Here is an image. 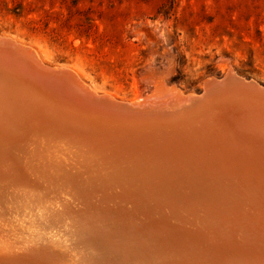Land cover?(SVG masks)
<instances>
[{"label":"bare ground","instance_id":"1","mask_svg":"<svg viewBox=\"0 0 264 264\" xmlns=\"http://www.w3.org/2000/svg\"><path fill=\"white\" fill-rule=\"evenodd\" d=\"M46 66L29 47L9 37L0 38V190L15 185L22 194L30 189L26 193L34 196L16 197L21 205L20 210H11L13 214L1 213L0 207V219L10 220L27 251L47 248L64 253L66 260L23 253L0 233L1 259L11 264H264V150L260 149L264 140L250 143L252 150L236 134L240 117H264L259 103L224 113L235 126L229 129L226 142L239 144L237 154L247 156L233 164L245 190L241 191L253 196L244 219L236 220L232 227L233 201L222 196L218 181L192 180L182 192L174 183L133 188L116 179H91L93 161L70 145L42 142L38 124L66 113L40 80L45 74L40 70ZM63 68L65 80L84 93L98 95L72 68ZM159 73L148 72L155 90L147 98L141 94L138 104L164 108L168 103L190 102L193 96L187 98L177 88H165L167 73L162 75L165 78L158 77ZM224 74L233 88L240 85L238 80L244 82L236 71ZM263 129L259 126L255 134L264 137ZM163 197H171L170 202H163ZM182 201L196 205L186 207ZM44 214L55 217L48 223L52 238L46 233L31 235L33 227L42 228ZM235 240L243 246L229 249ZM43 241L47 242L39 245Z\"/></svg>","mask_w":264,"mask_h":264},{"label":"rangeland","instance_id":"2","mask_svg":"<svg viewBox=\"0 0 264 264\" xmlns=\"http://www.w3.org/2000/svg\"><path fill=\"white\" fill-rule=\"evenodd\" d=\"M0 35L46 65L72 68L97 93L123 100L155 90L147 74L162 70L158 77L167 73L169 88L184 92L200 91L205 79L230 70L264 84V0H0ZM6 187L0 207L9 215L20 208L16 197L32 194ZM54 218L44 214L31 235L52 238ZM0 233L23 253L66 260L47 248L27 251L9 219H0ZM0 264L11 262L0 258Z\"/></svg>","mask_w":264,"mask_h":264},{"label":"water","instance_id":"3","mask_svg":"<svg viewBox=\"0 0 264 264\" xmlns=\"http://www.w3.org/2000/svg\"><path fill=\"white\" fill-rule=\"evenodd\" d=\"M5 37L10 38L0 35V38ZM63 66L47 64V68L40 70L45 72L44 76L39 75L43 86L53 91L50 96L66 110L38 124L37 131L44 135L42 142L70 145L88 161H93L94 167L89 168L91 179H116L133 188L174 183L182 192L188 188L185 184L192 180L218 181L222 196L233 201L230 225L234 227L236 220L244 219L243 213L253 196L242 193L245 190L233 168L242 155L236 152L239 144L235 147L226 142L229 129L235 126L224 113L257 103L264 109V84L235 70L244 79V82L238 80L240 85L235 88L226 74L211 76L205 79L200 91L184 92L174 87L187 98L193 96L190 102L176 106L168 103L164 108L145 107L137 103L138 99L123 100L108 92H100L97 96L84 93L65 80ZM164 81V87L172 89L168 79ZM153 92L149 91L143 98ZM258 117L248 115L236 121V134L248 148H251L250 143L264 140L263 136L255 134L259 126L264 128V117ZM242 158L247 160V156ZM196 193L199 196L198 190ZM170 198L162 200L168 203ZM229 246V249L238 250L243 245L235 240Z\"/></svg>","mask_w":264,"mask_h":264},{"label":"trees","instance_id":"4","mask_svg":"<svg viewBox=\"0 0 264 264\" xmlns=\"http://www.w3.org/2000/svg\"><path fill=\"white\" fill-rule=\"evenodd\" d=\"M241 73H244V74H247V73H249L250 71H248V70H245V69H243V70H239ZM174 78H176V76H174Z\"/></svg>","mask_w":264,"mask_h":264}]
</instances>
